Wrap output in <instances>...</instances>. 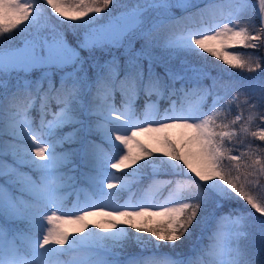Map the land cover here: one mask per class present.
Here are the masks:
<instances>
[{"label":"snow or ice","instance_id":"1","mask_svg":"<svg viewBox=\"0 0 264 264\" xmlns=\"http://www.w3.org/2000/svg\"><path fill=\"white\" fill-rule=\"evenodd\" d=\"M262 64L264 0H0V264H264Z\"/></svg>","mask_w":264,"mask_h":264},{"label":"trees","instance_id":"2","mask_svg":"<svg viewBox=\"0 0 264 264\" xmlns=\"http://www.w3.org/2000/svg\"><path fill=\"white\" fill-rule=\"evenodd\" d=\"M205 2H207V0H205ZM253 3L256 4V3H255V0H253ZM175 11H176V14H177L178 16L181 15V12H180L179 9H177V10H175ZM48 12L51 13V10L48 9ZM52 15H54V14H52ZM66 23H67V22H66ZM67 31H68V30H65V34H66V35H67ZM14 34H15V33H13V34H11V35H14ZM236 51H240V52H243V51H249V52H251V51H253V50H251V49H248V50H244V49H236ZM208 60H209V61H213L214 58H212V57L209 56V57H208ZM214 64H215V65H221V62H220V61H214ZM210 66H211V65H210ZM223 67H227V66H223ZM216 70L218 71L219 69H216ZM262 71H264V64H262L261 69L257 70L256 72H251V73H249V72H247V71H244L243 73H240V70H238V69H228V72H229V73L236 72V73H239L240 75H242V76H244V77H256V76H258ZM140 103H141V104L143 103V98H141ZM245 115H246V113H245ZM257 123H259V122H257ZM253 130H256V129L254 128ZM65 131H67V129H65ZM177 138H178V137H177ZM253 143H254V144H261L262 142L259 141V140H254ZM156 155H160V154L157 153ZM225 163L227 164L228 161H225ZM127 171H131V169H129V170H127ZM185 172H187V169H185ZM188 175H189V176H192L193 179H196L192 173L189 172ZM145 183H147V180H145ZM113 191H114V190H113ZM115 191H116V190H115ZM238 207L240 208L241 211H249V210H250V209L245 205V202H243V201H240ZM256 215L258 216L259 214H256ZM129 230L132 231L131 229H129ZM248 231H249V233H250L251 235H250V237H249V240H248L246 243L249 245V247H252V248H259V246H260V244H261V239H262V232H264V225H261V224L255 222V221H250V226H249V228H248ZM195 239H196V237L194 236L193 241H195ZM177 243H178V244H184V248H183V249H178V250H187V248L189 247V245H190L191 242H187V243H185V242L181 241V242H177ZM132 248H135V247L132 246V245H130L127 249H132ZM161 250L163 251V250H165V249L162 248ZM167 250H168V249H167ZM129 251H131V250H129Z\"/></svg>","mask_w":264,"mask_h":264},{"label":"rangeland","instance_id":"3","mask_svg":"<svg viewBox=\"0 0 264 264\" xmlns=\"http://www.w3.org/2000/svg\"><path fill=\"white\" fill-rule=\"evenodd\" d=\"M133 2V0H120V3L121 4H123V3H132ZM114 3H115V0H114ZM255 3L258 5V0H255ZM120 9H118L117 11H119ZM103 15V14H102ZM14 35H16V34H14ZM66 37H67V39H68V41L70 42V43H74V41H75V36H74V34H73V32L71 31V30H68L67 31V35H66ZM19 40V37H17V41ZM175 135L177 136V137H179V133L177 132V133H175ZM112 171V170H111ZM127 171V170H126ZM115 175L116 176H120V177H123L124 176V172H117V173H115ZM135 188H136V186L135 185H133V190H135ZM114 191H115V189H114ZM75 199V196H71V197H69V199H68V201H67V203H68V205L69 206H71V203H72V201ZM124 199H127V195H125V197H124ZM124 202V200L122 199L121 201H120V203H123ZM97 219H99V218H95V219H93L92 221H90L89 223H90V226H92V225H94L95 223H96V220ZM96 231H100L99 229H95ZM130 231V230H129ZM73 235H79L78 233H74ZM193 239H194V237H193ZM162 243V242H161ZM132 246H134L135 247V245H132ZM165 250H163V251H168L169 249L167 248V247H165L164 248ZM168 249V250H167ZM129 250H131V252L132 251H135V250H137V251H139V249L137 248V247H135V248H132V249H126V252L128 253V252H130ZM162 251V250H161ZM145 254H147V253H145Z\"/></svg>","mask_w":264,"mask_h":264}]
</instances>
